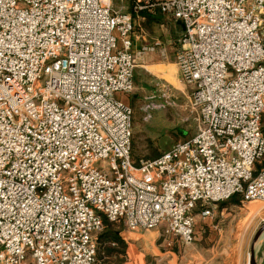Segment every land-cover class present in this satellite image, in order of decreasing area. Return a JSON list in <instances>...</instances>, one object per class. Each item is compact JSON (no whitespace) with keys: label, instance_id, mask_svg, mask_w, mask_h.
Returning a JSON list of instances; mask_svg holds the SVG:
<instances>
[{"label":"built area","instance_id":"1","mask_svg":"<svg viewBox=\"0 0 264 264\" xmlns=\"http://www.w3.org/2000/svg\"><path fill=\"white\" fill-rule=\"evenodd\" d=\"M144 15L183 24L201 126L135 165ZM236 196L264 205V0H0V264H98L105 220L191 245Z\"/></svg>","mask_w":264,"mask_h":264},{"label":"rangeland","instance_id":"2","mask_svg":"<svg viewBox=\"0 0 264 264\" xmlns=\"http://www.w3.org/2000/svg\"><path fill=\"white\" fill-rule=\"evenodd\" d=\"M134 19L135 52L157 41L162 44L138 60L136 72L145 67L151 75L141 76L133 93L126 96L133 110V158L140 164L194 137L201 121L190 102L192 88L182 81L175 59L183 29L162 15ZM210 207L212 215L206 219L201 207L196 210V241L191 245L174 241L163 228L129 230L105 220L98 235V264H251L252 250L255 264H264V230L255 241L264 227V205L243 204L236 196ZM111 236L119 238L123 246ZM110 248L116 254L110 255Z\"/></svg>","mask_w":264,"mask_h":264},{"label":"crops","instance_id":"3","mask_svg":"<svg viewBox=\"0 0 264 264\" xmlns=\"http://www.w3.org/2000/svg\"><path fill=\"white\" fill-rule=\"evenodd\" d=\"M182 28V27H181ZM183 29V28H182ZM134 48H135V46H134ZM134 51H135V49H134ZM162 57V56H161ZM156 57L154 56V57H151L150 59L151 60H154ZM175 59H176V56H175ZM150 62V61H149ZM146 68H148V66L146 67ZM140 69H142V70H138L137 72H136V76H135V83L138 85L139 84V78L142 76V78L143 77H145L146 78V76L148 77L149 75H151V73L148 71V70H146L145 69V67L144 68H140ZM153 75V74H152ZM143 85H146V83L145 84H143ZM117 98L118 99H121L122 101H124V102H129V100H127V97L125 96V95H117Z\"/></svg>","mask_w":264,"mask_h":264},{"label":"trees","instance_id":"4","mask_svg":"<svg viewBox=\"0 0 264 264\" xmlns=\"http://www.w3.org/2000/svg\"><path fill=\"white\" fill-rule=\"evenodd\" d=\"M136 75V74H135ZM159 158V157H158ZM157 159V158H156ZM132 160H133V163L135 164V165H139L137 162H136V160L133 158V151H132ZM105 224H106V222H104ZM111 238H112V240L113 241H115L116 243H119L120 245H122V242L120 241V239L119 238H117V237H112L111 236ZM123 246V245H122ZM114 251H116V250H114V249H112V248H110V250L108 251V253L110 254V255H114V254H116Z\"/></svg>","mask_w":264,"mask_h":264},{"label":"water","instance_id":"5","mask_svg":"<svg viewBox=\"0 0 264 264\" xmlns=\"http://www.w3.org/2000/svg\"><path fill=\"white\" fill-rule=\"evenodd\" d=\"M178 25H180V26L183 28V30H184V26H183L182 23L178 22ZM263 230H264V227H263L262 230L257 234V236H256V238H255V241H257V239L259 238L260 233H261ZM254 255H255V254H254V251L252 250L251 264H255V258H254Z\"/></svg>","mask_w":264,"mask_h":264},{"label":"bare ground","instance_id":"6","mask_svg":"<svg viewBox=\"0 0 264 264\" xmlns=\"http://www.w3.org/2000/svg\"><path fill=\"white\" fill-rule=\"evenodd\" d=\"M246 206V205H245ZM248 207V206H247Z\"/></svg>","mask_w":264,"mask_h":264}]
</instances>
